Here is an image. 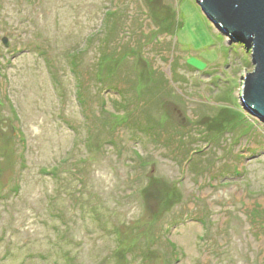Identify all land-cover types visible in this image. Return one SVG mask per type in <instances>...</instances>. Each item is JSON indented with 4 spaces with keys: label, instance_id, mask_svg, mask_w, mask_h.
I'll return each mask as SVG.
<instances>
[{
    "label": "rangeland",
    "instance_id": "rangeland-1",
    "mask_svg": "<svg viewBox=\"0 0 264 264\" xmlns=\"http://www.w3.org/2000/svg\"><path fill=\"white\" fill-rule=\"evenodd\" d=\"M250 51L195 0H0V264H264Z\"/></svg>",
    "mask_w": 264,
    "mask_h": 264
},
{
    "label": "water",
    "instance_id": "water-1",
    "mask_svg": "<svg viewBox=\"0 0 264 264\" xmlns=\"http://www.w3.org/2000/svg\"><path fill=\"white\" fill-rule=\"evenodd\" d=\"M223 36L250 47L252 69L242 78L241 107L264 123V0H195ZM6 45V37L1 38Z\"/></svg>",
    "mask_w": 264,
    "mask_h": 264
}]
</instances>
